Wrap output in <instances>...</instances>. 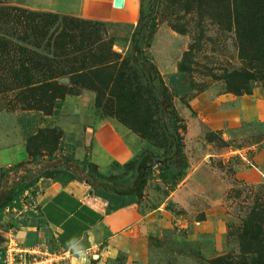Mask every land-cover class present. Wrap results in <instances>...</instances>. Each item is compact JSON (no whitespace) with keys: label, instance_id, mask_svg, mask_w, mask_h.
I'll use <instances>...</instances> for the list:
<instances>
[{"label":"rangeland","instance_id":"rangeland-1","mask_svg":"<svg viewBox=\"0 0 264 264\" xmlns=\"http://www.w3.org/2000/svg\"><path fill=\"white\" fill-rule=\"evenodd\" d=\"M113 7L112 0H0V113L39 152L36 163L6 175L0 197L15 180L53 165L71 169L72 181H82L87 164L108 174L115 171L113 161L122 163L146 147L156 150L152 140L114 117L120 90L130 82L129 34L137 12L131 3L126 18ZM28 11L92 24L78 28L75 35L84 30L82 38L77 34L56 45L52 38L44 46L45 39L22 28L35 17ZM233 11H241L239 0H157L146 51L179 117L184 174L171 187L148 178L133 229L108 248L85 239L70 249L67 264H264V58L256 50V59L239 51ZM23 41L39 44L37 75L48 66L59 87L70 86V78L82 86L53 100L29 95L3 64L24 57L7 50ZM190 44L192 56L181 64ZM107 74L119 81L113 88ZM89 85L94 87H84ZM51 182L39 177L21 204L31 207ZM6 214L17 218V212Z\"/></svg>","mask_w":264,"mask_h":264},{"label":"trees","instance_id":"trees-1","mask_svg":"<svg viewBox=\"0 0 264 264\" xmlns=\"http://www.w3.org/2000/svg\"><path fill=\"white\" fill-rule=\"evenodd\" d=\"M156 3L157 0H138L137 18L129 34L130 52L127 62L130 82H126L122 86L121 97L117 101L118 105L114 111V117L118 122L137 133L141 138L148 141L152 140L151 145L155 146L156 150L146 147L122 163L113 161L110 167L112 168L114 165L115 171L108 174L98 172L92 164H87L81 169L82 181L88 186L89 194L106 201L105 211L107 213L136 204L146 180L151 176H156L162 185L171 187L184 174L179 117L161 75L146 51L147 40L154 28ZM239 4L241 11H233L239 51H249L248 58L256 59L259 56L254 53L256 50L261 54L260 57L264 58V0H239ZM28 12L32 13L31 11ZM33 13L35 17L29 18L26 23L24 22L22 28L31 37L40 36L42 40L45 39L44 46H48V40L52 38L54 45L60 40V43L64 40L69 42L71 37L76 38L78 33L76 35L75 33L78 28L83 29V24H92L87 20L73 16L37 13L35 11ZM4 16L8 17L6 14H3ZM79 24L82 26L80 27ZM83 36L84 30H81L78 37L82 38ZM259 45L263 46L260 51L258 50ZM7 47L9 52H13V48H15L20 52V55L24 56L16 61L9 59L3 64L8 66L5 69L10 74L11 80L19 87L27 89L29 95L35 97L38 95L39 98L53 100L61 98L65 94H74L75 89L82 86L80 82L78 84L76 80L70 78L72 83L70 86L59 87L52 78V71L48 70V66L45 69L46 73L43 71L42 74L37 75V71L42 68L36 52L39 47L38 43L23 41V45L11 44ZM192 50L193 46L190 44L184 53L181 64H184L186 57L192 56ZM180 70L182 67H179ZM73 75L76 76V73ZM94 78L105 85L100 77L94 76ZM106 79L112 80L109 74H107ZM117 82L119 81L113 79V85L110 87L113 88ZM25 149L28 154L26 161L0 170V186L8 173L18 172L21 167L27 166L28 168L29 165L38 161L39 152L36 147L30 149L28 145H25ZM44 175L51 177L54 182L60 184L75 179L71 169L61 165H53L44 168L40 174L29 179L23 176L15 180L0 197V220L5 215V209L10 211L21 208L22 200L20 197L22 194L39 177ZM41 224L42 220L36 207L35 212L27 209L22 218L9 216L6 226L9 228H13L14 225L38 227ZM50 246L52 247L53 244Z\"/></svg>","mask_w":264,"mask_h":264},{"label":"crops","instance_id":"crops-1","mask_svg":"<svg viewBox=\"0 0 264 264\" xmlns=\"http://www.w3.org/2000/svg\"><path fill=\"white\" fill-rule=\"evenodd\" d=\"M131 3L135 5L136 15L138 0H122V6L113 7L112 11L128 18ZM27 159L19 129L12 119L0 113V170ZM32 205L38 208L42 224L38 227L14 225L15 237L24 244L37 241L53 244L52 247L59 249L80 248V243L85 239L96 244L105 242V248H108L131 231L141 218L137 204L107 213L106 201L89 194L88 186L83 181L65 184L53 181L35 195ZM6 223V218L0 220V245L9 228Z\"/></svg>","mask_w":264,"mask_h":264},{"label":"built area","instance_id":"built-area-1","mask_svg":"<svg viewBox=\"0 0 264 264\" xmlns=\"http://www.w3.org/2000/svg\"><path fill=\"white\" fill-rule=\"evenodd\" d=\"M27 209L36 211L34 205L26 207L22 203L19 210L11 209L10 212H17L15 216L22 218ZM7 212L9 211L5 209L3 218H8ZM70 257H72L70 248H54L50 244H41L37 241L32 244L20 242L15 237L13 228L6 229L3 243L0 245V264H67Z\"/></svg>","mask_w":264,"mask_h":264},{"label":"water","instance_id":"water-1","mask_svg":"<svg viewBox=\"0 0 264 264\" xmlns=\"http://www.w3.org/2000/svg\"><path fill=\"white\" fill-rule=\"evenodd\" d=\"M112 5L114 7H121L122 6V0H112Z\"/></svg>","mask_w":264,"mask_h":264}]
</instances>
